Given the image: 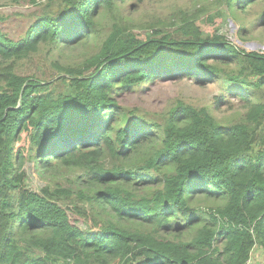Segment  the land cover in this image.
<instances>
[{
  "label": "trees",
  "instance_id": "obj_1",
  "mask_svg": "<svg viewBox=\"0 0 264 264\" xmlns=\"http://www.w3.org/2000/svg\"><path fill=\"white\" fill-rule=\"evenodd\" d=\"M141 1L47 0L18 37L0 29V264H244L254 249L264 259V54L228 41L223 19L199 6L134 22L123 4ZM223 1L261 3L264 18V0ZM72 47L88 55L53 77L16 71L42 48ZM184 76L225 81L245 112L222 123L204 106L147 117L118 102ZM223 104L216 96L214 111ZM25 163L45 179L77 175L35 191Z\"/></svg>",
  "mask_w": 264,
  "mask_h": 264
},
{
  "label": "rangeland",
  "instance_id": "obj_2",
  "mask_svg": "<svg viewBox=\"0 0 264 264\" xmlns=\"http://www.w3.org/2000/svg\"><path fill=\"white\" fill-rule=\"evenodd\" d=\"M47 0H0V16L6 20L0 24L2 32L16 38L25 31L34 15L41 11ZM129 2L123 4V12L130 20L146 23L152 19H167L173 15L174 7L199 6L208 10L212 16H220L223 23L220 27L228 41L245 51H255L264 54V18H259L261 3L248 2L245 6L228 9L223 0H142L134 8ZM28 60L21 61L16 71L22 75H36L39 78H50L58 73L55 64L76 65L88 54L83 47L65 49L60 52L46 54L44 48ZM233 86L222 80L203 79L201 77L159 78L151 83H144L132 90L118 95L121 106L134 109L147 117L163 114L176 102L196 107H208L213 115L222 123L238 121L245 109L241 108L237 96L230 92ZM244 91V90H243ZM222 97L224 104L215 110V97ZM27 186L38 191L48 184L51 188L56 183L61 187L71 185L76 173L59 170L56 175L45 179L34 163H25ZM77 172V171H76ZM78 173V172H77ZM79 224L85 223L81 219ZM83 226V225H80ZM251 264H261L264 259L259 250L254 249L250 255Z\"/></svg>",
  "mask_w": 264,
  "mask_h": 264
},
{
  "label": "built area",
  "instance_id": "obj_3",
  "mask_svg": "<svg viewBox=\"0 0 264 264\" xmlns=\"http://www.w3.org/2000/svg\"><path fill=\"white\" fill-rule=\"evenodd\" d=\"M244 264H251V263H250V260H249V259L246 260V262H245Z\"/></svg>",
  "mask_w": 264,
  "mask_h": 264
}]
</instances>
